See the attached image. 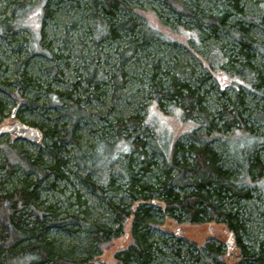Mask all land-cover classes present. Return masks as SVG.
<instances>
[{"label":"trees","instance_id":"trees-1","mask_svg":"<svg viewBox=\"0 0 264 264\" xmlns=\"http://www.w3.org/2000/svg\"><path fill=\"white\" fill-rule=\"evenodd\" d=\"M242 1L217 0L219 8L213 14H207L197 5L165 0L179 19L188 17L195 25L196 33L209 37L226 31L231 35L234 40L232 50L237 49V52L224 58L226 72L251 77L253 87L264 89L263 64L256 62V53L264 56V44L251 36L253 28L264 29V0L256 2L262 12L260 16L247 14ZM74 2V6L82 4L88 11L91 23L87 32L86 27H81V30L89 35L95 49L98 50L104 43L112 45L111 49H117L121 73L112 74L111 84L108 83L114 99L119 96L120 90L126 89L129 82L136 79L156 106L164 108L169 103L176 119L202 117L200 127H205L206 131L198 132V126L190 132L186 141L177 138L170 148L163 141L153 143L148 141V135L145 140L136 134H146L148 127L145 116L139 111L111 123L105 130V136L93 146L94 149L76 158L80 171L77 178L81 186L107 203L114 213L116 226L109 227L92 219L88 201L80 190L73 188L68 195L67 185L59 187L57 184L68 180L64 170L66 162L60 155L62 148L58 143L74 142L79 123L83 120L88 122L90 114L79 100L72 98V93L66 94L69 102L65 107L56 102L50 103L52 108L66 109L65 113L70 118V124L64 126V130L47 132L53 142L50 158L41 153L24 154L14 145H8L7 158L0 164V264H106L95 259L103 254L106 244L125 235L124 228L128 222L132 241L128 248L116 255L114 264H151L154 248L149 241V228L153 221L154 204L177 222L201 226L209 233L211 224L219 225L224 229L220 231L223 234L220 242L229 235L233 242L234 235L246 229L243 214L247 203L256 194L264 193L261 186L264 161L257 151L260 142H264V134L256 137L254 142L243 136L236 140L227 135L233 129L249 133L253 127L248 121L252 113L246 95L239 90L233 97L221 89L218 108L211 112L207 105L208 91L206 94L202 90V84L213 73L193 80L192 70L181 63L174 61L165 68L159 60L154 61L158 49L154 48L153 40L161 37L162 33L139 27L137 15L125 0ZM61 3L62 0L17 2L8 19L18 23L23 13L39 8L40 32L35 33L39 41L45 34V20L53 18L55 8L52 6L63 8ZM64 11L70 12L69 9ZM0 26L13 27L7 20L0 21ZM75 27V24L71 26ZM68 36H62L63 49L66 50L72 48ZM154 49V54H148ZM39 53L49 56L44 50ZM138 56L150 58V67L140 73ZM235 56L243 60L239 61ZM49 57L55 61L61 56L53 54ZM55 67L52 65L49 69L52 71ZM87 69L89 75L85 81L88 88L85 91L96 93L106 75L97 66ZM188 72L191 75L189 80L184 77ZM35 81L28 78L24 71L19 74L16 86L24 90ZM33 85L40 93V84ZM59 93H55L56 97L50 96L53 100L58 99ZM217 119L219 122H216ZM256 119L264 125L263 108L259 109ZM217 140L224 142L227 154L215 147ZM245 145L248 148L243 151ZM135 153L139 155L138 171L132 165ZM122 156L124 170L119 169L117 164ZM115 169L123 181L124 195L133 202L130 209L125 208L122 201H116L120 186L114 188L112 196H108L105 189V185H113L111 172ZM96 175L101 177L102 182L95 181ZM59 231L69 236L76 235L70 247L60 242L56 235ZM237 241L243 245L239 235ZM242 247L241 264H264V240L248 249ZM196 248L198 254L195 257L199 259L203 256L204 264H220L221 245H216L215 239H205Z\"/></svg>","mask_w":264,"mask_h":264},{"label":"rangeland","instance_id":"rangeland-1","mask_svg":"<svg viewBox=\"0 0 264 264\" xmlns=\"http://www.w3.org/2000/svg\"><path fill=\"white\" fill-rule=\"evenodd\" d=\"M35 3L38 0H0V21L7 20L10 27L0 26V106L2 114L0 115V127L11 125L18 121L37 127L42 130L43 138L39 143H29L16 140L10 135L0 137V164L6 160V148L8 145H14L24 154H43L44 157L50 158V146L53 143L47 135L50 130H64V126L70 124V118L65 113L66 109H56L49 106L50 103L56 102L60 106H66L69 102L66 94L72 93L74 100H79L80 105L90 114V120L81 121L79 128L74 134V142H59L62 150L60 155L66 162L64 167L68 180L57 182L59 187L67 185L68 195L73 188L80 190L84 198L88 201L92 219L100 224L109 227H115L114 213L104 201H100L95 196L87 192L81 186L77 178L80 174L76 158L84 153L90 152L102 136H105V130L117 118L127 117L136 111L145 116L148 122L146 134L140 132L142 138L148 141L171 144L178 138L186 141L190 132L195 128L198 132H205L203 118L189 117L177 118L169 103L164 108L155 105V102L146 94L142 83L133 79L127 85V88L120 90L119 96L114 99L111 91L112 74L121 73V62L118 58L117 49H111L112 45L104 43L98 50L81 27H87L91 23L88 11L84 6H74L75 0H62L63 8H55L53 18L46 19L44 25V36L37 40L35 33L40 32V16L37 14L39 8L32 9L29 13H23L21 21L14 23L9 20L12 12L16 9L17 2ZM126 3L134 10L137 15L139 27L150 31L158 30L162 33L161 37H156L153 43L154 48L158 51L153 58L159 60L165 68L168 64L176 61L185 65L186 69H191L193 80L196 77H205L213 73L208 80L202 84V90L207 94V105L211 112L218 108V97L222 93L221 89L227 91L233 97L239 90L246 95V102L249 104V110L252 116L248 117L251 128L249 133H243L242 130L233 129L227 135L236 140L247 138L251 142L255 138L264 134V125L258 121L256 116L259 109H264V89H257L252 86L251 77H240L233 73L226 72L225 59L228 55L236 54L237 49H233L234 40L226 31L220 32L216 36L205 37L203 34L195 32V25L189 21L188 17L182 19L169 8L165 0H125ZM181 3H188L199 6L200 10L207 14H213L216 8H219L217 0H173ZM258 0H243L241 4L247 14L260 16L262 14ZM69 9L70 12L64 11ZM123 13V12H122ZM26 16V17H25ZM21 27H17L20 25ZM76 25L73 29L72 25ZM68 36L72 48L63 49V37ZM227 35V36H226ZM251 36L264 44V29L253 28ZM138 38V36L136 37ZM114 46V45H113ZM151 50L150 55L156 52ZM52 56L57 54V60H52L49 56H42L39 51ZM154 51V52H153ZM117 53V54H116ZM242 61L243 58L235 56ZM139 62L137 67L139 73L150 67V58L138 56ZM256 62L263 64L264 56L256 53ZM169 60V63L167 61ZM240 63V62H239ZM241 64V63H240ZM56 67L49 69L50 66ZM136 65V64H135ZM134 65V66H135ZM98 67L106 75L99 89L92 93L85 91L88 88L85 79L89 75L88 67ZM240 66V65H239ZM26 76L35 79L36 83H30L26 89H18L16 80L21 72ZM190 72L185 73L184 77L191 79ZM102 79V78H101ZM251 81V82H250ZM110 82V84H108ZM41 87L40 93L35 90L33 84ZM56 92H60L58 99H52L50 95L56 97ZM38 93V94H37ZM62 94V95H60ZM38 95V97H36ZM71 103V102H70ZM162 110V111H161ZM216 122H219L217 119ZM242 133V134H240ZM63 134V133H62ZM246 134V136L244 135ZM243 136V137H242ZM57 140V138L55 139ZM215 147L218 150L225 151L223 141L217 140ZM248 146L243 147V151ZM257 151L264 161V142H260ZM227 154V153H226ZM133 167L135 171L139 169V155L133 154ZM227 158H230L227 155ZM119 169L124 170L125 164L123 156L117 160ZM18 166V165H17ZM19 168V166H18ZM111 178L114 179L113 185H105L108 196L115 194L114 188L120 186L116 196V201H122L125 208H132L133 202L124 195L123 181L117 170L111 172ZM97 183L102 182L99 175L95 176ZM264 190V179L261 182ZM119 196V197H118ZM156 201V200H155ZM157 203V201L155 202ZM153 221L149 228V241L153 245V261L151 264H204L203 256L196 258L198 254L197 244L201 245L205 239H215L216 245H221L220 264H241L242 246H255L257 242L264 240V193L256 194L254 199L247 203V208L243 214L246 222V229L239 233L241 244L237 241L238 235H234L235 240L232 242L231 237L227 236L220 242L223 234L220 231L224 229L219 225L211 224L210 233L204 231L203 227L191 223H179L167 213L164 209L158 210L154 204L152 206ZM213 231V232H211ZM123 234L119 239L109 242L104 246L103 254L95 260L106 264H114L115 257L120 252L128 248L132 241L130 223H126ZM185 233V234H184ZM60 242L66 247H70L75 236L66 235L59 231L56 234ZM213 238H211V237ZM232 237V239H234ZM226 239V240H225ZM196 240L198 242H196ZM77 241V240H76ZM240 244V245H239ZM236 246V247H235Z\"/></svg>","mask_w":264,"mask_h":264},{"label":"water","instance_id":"water-1","mask_svg":"<svg viewBox=\"0 0 264 264\" xmlns=\"http://www.w3.org/2000/svg\"><path fill=\"white\" fill-rule=\"evenodd\" d=\"M4 135H11L16 140H22L29 143H39L43 137L42 132L37 127L22 122L0 127V137Z\"/></svg>","mask_w":264,"mask_h":264},{"label":"bare ground","instance_id":"bare-ground-1","mask_svg":"<svg viewBox=\"0 0 264 264\" xmlns=\"http://www.w3.org/2000/svg\"><path fill=\"white\" fill-rule=\"evenodd\" d=\"M18 122H21V121H18ZM17 123V122H16ZM23 123V122H22ZM15 124V123H14ZM14 124H11V125H14ZM25 124V123H24ZM28 125V124H27ZM4 126H6V125H4ZM31 126V125H30ZM1 127H3V126H1ZM11 136V135H10ZM13 137V136H12ZM20 141H22V140H20Z\"/></svg>","mask_w":264,"mask_h":264}]
</instances>
